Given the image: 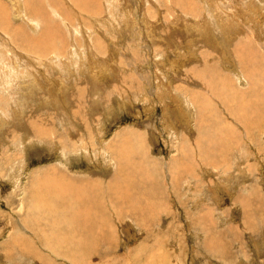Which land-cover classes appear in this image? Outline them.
I'll return each instance as SVG.
<instances>
[{"label":"rangeland","instance_id":"374dc122","mask_svg":"<svg viewBox=\"0 0 264 264\" xmlns=\"http://www.w3.org/2000/svg\"><path fill=\"white\" fill-rule=\"evenodd\" d=\"M17 1L0 0V264H264V0Z\"/></svg>","mask_w":264,"mask_h":264},{"label":"bare ground","instance_id":"6f19581e","mask_svg":"<svg viewBox=\"0 0 264 264\" xmlns=\"http://www.w3.org/2000/svg\"><path fill=\"white\" fill-rule=\"evenodd\" d=\"M2 1H3V0H2ZM22 1H23V0H22ZM55 1H58V0H54V2H55ZM70 1H71V3H73V4L75 3V6H77V7L79 8V10L82 11V10H84L86 7L89 6L88 2H89V1H92V0H85L86 2H80L79 0H70ZM208 1H209V0H208ZM208 1H207V2H208ZM14 2H15V1H14ZM54 2H53V3H54ZM58 2H59V1H58ZM60 2H61V1H60ZM107 2H111V1L108 0ZM107 2H105V3L107 4ZM145 2H146V1H145ZM150 2H151V1H150ZM152 2H153V1H152ZM245 2H246V1H245ZM248 2H249V1H248ZM0 3H1V2H0ZM93 3H94V2H93ZM93 3H92V4H93ZM105 3H104V4H105ZM115 3H116V2H115ZM127 3H128V2H127ZM9 4H10V0H9ZM95 4H96V3H95ZM113 4H114V3H113ZM118 4H119V2H118ZM128 4H129V3H128ZM208 4H211V3H208ZM16 5H17V8H19V2H18L17 0H16ZM102 5H103V4H102ZM110 5H111V4H110ZM145 5H146V4H145ZM204 5H206V4H204ZM38 6H39V5H38ZM106 6H108V5H106ZM114 6H115V5H114ZM118 6H119V5H118ZM207 6H210V5H207ZM250 6H251V5H250ZM256 6H257V4H256ZM62 7H63V6H62ZM96 7H97V4H96ZM108 7H109V6H108ZM112 7H113V6H112ZM119 7H120V6H119ZM213 7H214V6H213ZM248 7H249V6H248ZM248 7H246V8H248ZM8 8H9V7H8ZM103 8H104V6H103ZM109 8L112 9L111 7H109ZM136 8H137V7H136ZM22 9H23V8H22ZM39 9H41V8H39ZM94 9H95V7H94ZM99 9H100V8H99ZM211 9H212V8H211ZM10 10H11V9H10ZM18 10H19V9H18ZM115 10H117V9H115ZM250 10H252V9H250ZM0 11H1V9H0ZM21 11H23V10H21ZM38 11H40V10H38ZM101 11H102V10H101ZM121 11H122V10H121ZM139 11H140V10H139ZM139 11H138V12H139ZM210 11H211V10H210ZM213 11H215V9H214ZM216 11H217V10H216ZM60 12H61V11H60ZM102 12H103V11H102ZM107 12H108V11H107ZM110 12H111V11H109L108 13H110ZM112 12H113V11H112ZM112 12H111V14H112ZM205 12H206V11H205ZM252 12H253V11H252ZM257 12H258V9L256 8V11L253 12V13H257ZM260 12H261V11H260ZM0 13H1V12H0ZM43 13H44V12H43ZM91 13H92V12H91ZM108 13H107V14H108ZM113 13H114V12H113ZM117 13H119V12H117ZM123 13H124V12H123ZM125 13H126V12H125ZM213 13H215V15H217L216 12H212V13H211V16H212ZM3 14H4V13H3ZM5 14H6V13H5ZM7 14H8V12H7ZM7 14H6V15H7ZM95 14H96V13H94V16H95ZM119 14H120V13H119ZM130 14H131V12H130ZM130 14H129V16H130ZM138 14H139V13H138ZM141 14H142V13H141ZM148 14H149V13H148ZM150 14H151V13H150ZM152 14H153V12H152ZM248 14H252V13L250 12V13H248ZM10 15H11V14H10ZM17 15H18V14H17ZM31 15H32V14H31ZM117 15H118V14H117ZM120 15H121V14H120ZM120 15H118V16L120 17ZM122 15H124V14H122ZM36 16H38V15H36ZM48 16H49V15H48ZM132 16H133V15H132ZM132 16H131V17H132ZM151 16H152V15H151ZM161 16H162V15H161ZM169 16H170V15H169ZM174 16H175V15H174ZM262 16H263V15H261V14H257V17H261L260 19H262ZM89 17H90V16H89ZM96 17H97V16H96ZM121 17H123V16H121ZM124 17H126V16H124ZM147 17H148V16H147ZM213 17H216V16H213ZM10 18H11V17H10ZM12 18H13V17H12ZM92 18H93V17H92ZM100 18H101V17H100ZM113 18H114V16H113ZM150 18H151V17H150ZM165 18H166V17H165ZM171 18H173V17L171 16ZM205 18H206V17H205ZM205 18H204V19H205ZM3 19H4V18H3ZM84 19H85V18H84ZM94 19H95V18H94ZM102 19H103V18H102ZM102 19H101V20H102ZM121 19H122V18H120V20H121ZM124 19H125V18H124ZM154 19H155V18H154ZM162 19H163V18H162ZM173 19H174V18H173ZM212 19H213V18H212ZM0 20H1V18H0ZM4 20H5V19H4ZM15 20H16V19H15ZM86 20H87V19H86ZM168 20H169V19H168ZM170 20H171V19H170ZM174 20H175V19H174ZM178 20H179V18H178ZM181 20H182V19H181ZM205 20H206V19H205ZM114 21H115V20H114ZM116 21H118V19H117ZM125 21H126V20H125ZM134 21H136V20H134ZM171 21H173V20H171ZM171 21H170V22H171ZM188 21H189V23H190V20H188ZM217 21H218V20H217ZM225 21H226V20H225ZM259 21H260V20H259ZM3 22H4V21H3ZM6 22H7V21H6ZM11 22H12V19H11ZM112 22H113V21H112ZM167 22H168V21H167ZM12 23H13V22H12ZM85 23H86V22H85ZM89 23H90V22H89ZM89 23H88V24H89ZM110 23H111V20H110ZM157 23H158V22H157ZM191 23H193V22H191ZM224 23H225V22H224ZM252 23H253V22H252ZM34 24H35V23H34ZM80 24H81V23H80ZM161 24H162V23H161ZM185 24H186V23H185ZM226 24H227V23H226ZM228 24H229V22H228ZM35 25H36V24H35ZM72 25H73V24H72ZM84 25H85V24H84ZM86 25H87V23H86ZM86 25H85L84 27H86ZM93 25H94V24H93ZM131 25H132V24H131ZM134 25H135V23H134ZM153 25H154V24H153ZM173 25H174V24H173ZM176 25H178V24H176ZM188 25H189V24L187 23V26H188ZM193 25L195 26V24H191V26H193ZM196 25H197V24H196ZM224 25H225V24H224ZM232 25H233V24H232ZM25 26H26V25H25ZM28 26H29V25H28ZM53 26H54V25H53ZM132 26H133V25H132ZM194 26H193V27H194ZM206 26H207V25H206ZM256 26H258V25H256ZM12 27H13V26H12ZM55 27H56V26H55ZM55 27H54V28H55ZM165 27H166V26H165ZM172 27L175 28V26H172ZM177 27H178V26H177ZM199 27L201 28V26H199ZM8 28H9V27H8ZM48 28H49V27H48ZM54 28H53V29H54ZM87 28H89V27H87ZM108 28H109V27H108ZM132 28H133V27H132ZM166 28H167V27H166ZM195 28H197V27H195ZM202 28H203V26H202ZM5 29H6V28H5ZM17 29H18V28H17ZM152 29H153V28H152ZM176 29H177V28H176ZM11 30H16V29H11ZM67 30H69V29H67ZM119 30H120V29H119ZM144 30H145V29H144ZM172 30H173V29H171V31H172ZM190 30H191V29H190ZM18 31H20V30H18ZM32 31H33V29H32ZM82 31H83V30H82ZM89 31H91V30H89ZM149 31H150V30H149ZM152 31H153V30H152ZM169 31H170V30H169ZM188 31H189V30H188ZM198 31H199V30H198V28H197V29L195 30V32H198ZM84 32H85V31H84ZM84 32H82V33H84ZM110 32H111V31H110ZM180 32H181V31H180ZM192 32H193V30H192ZM195 32H194V33H195ZM199 32H200V31H199ZM202 32H203V31H202ZM7 33H8V32H7ZM13 33H14V32H13ZM20 33H21V32H20ZM51 33H52V31H51ZM85 33H86V32H85ZM88 33H89V32H88ZM113 33H115V32H113ZM117 33H118V32H117ZM157 33H158V32H157ZM203 33H204V32H203ZM208 33H210V32H208ZM52 34H53V33H52ZM90 34H91V32H90ZM149 34H150V33H149ZM151 34H153V33H151ZM190 34H193V33H190ZM201 34H202V33H201ZM201 34L198 33V35H201ZM77 35H78V34H77ZM122 35H123V34H122ZM131 35H132V34H131ZM147 35H148V33H147ZM170 35H171V34H170ZM170 35H169V36H170ZM174 35H176V34H174ZM179 35H180V34H179ZM182 35H184V34H182ZM187 35H188V34H187ZM198 35H197V36H198ZM51 36L53 37V35H51ZM83 36H84V34H83ZM86 36H87V34H86ZM119 36H121V35L119 34ZM156 36H157V35H156ZM167 36H168V33H167ZM172 36H173V35H172ZM0 37H1V36H0ZM24 37H25V36H24ZM153 37H154V36H153ZM184 37H185V36H184ZM199 37H200V36H199ZM202 37H203V35H202ZM5 38H6V37H5ZM21 38H22V37H21ZM48 38H50V37H48ZM114 38H115V37H114ZM129 38H130V37H129ZM147 38H148V37H147ZM3 39H4V38H3ZM93 39H94V38H93ZM118 39H119V38H118ZM121 39H122V38H121ZM155 39H156V38H155ZM170 39H171V37H170ZM172 39H173V38H172ZM191 39H192V37H191ZM1 40H2V39H0V41H1ZM37 40H38V39H37ZM37 40H36V41H37ZM42 40H43V39H42ZM42 40H41V41H42ZM49 40L51 41V39H49ZM49 40H46V41H49ZM84 40H85V39H84ZM160 40H161V39H160ZM188 40H189V39H188ZM195 40H196V39H194L193 41H195ZM2 41H8V40H2ZM46 41H45L46 44L50 42V41H49V42H46ZM63 41H64V40H63ZM89 41H90V40H89ZM155 41H157V40H155ZM164 41H165V40H164ZM169 41H170V40H169ZM189 41H191V40H189ZM34 42H35V41H34ZM34 42H33V43H34ZM55 42H56V41H55ZM78 42H79V41H78ZM82 42H83V40H82ZM102 42H103V41H102ZM36 43L38 44V42H36ZM41 43H42V42H41ZM57 43H58V42H57ZM60 43H61V42H60ZM63 43H64V42H62V44H63ZM161 43H162V42H161ZM7 44H9V43L7 42ZM37 44H35V45H37ZM43 44H44V43H42V45H43ZM46 44H45V45H46ZM75 44H76V43H75ZM152 44H153V43H152ZM154 44H155V43H154ZM157 44H159V43H157ZM188 44H189V43H188ZM191 44H192V43H191ZM42 45H41V46H42ZM45 45H43V46H45ZM63 45H65V44H63ZM174 45H175V44H174ZM185 45H186V44H185ZM3 46H4V45H3ZM3 46H2V47H3ZM8 46H9V45H8ZM33 46H34V45H33ZM154 46H155V45H154ZM156 46H157V45H156ZM164 46H165V45H164ZM175 46H176V45H175ZM87 47H88V46H87ZM158 47H159V46H158ZM179 47H180V46H179ZM185 47H187V46H185ZM188 47H189V46H188ZM188 47H187V48H188ZM226 47H227V46H226ZM3 48H4V47H3ZM3 48H0V49H3ZM9 48H10V47H9ZM38 48H39V47H38ZM88 48H90V47H88ZM88 48H87V49H88ZM223 48H224V47H223ZM13 49H14V48H13ZM45 49H46V48H45ZM84 49H86V48H84ZM159 49H160V47H159ZM191 49H192V48H191ZM195 49H196V48H195ZM7 50H8V49H7ZM40 50H41V48H40ZM46 50H47V49H46ZM156 50H157V49H156ZM173 50H174V49H173ZM4 51H5V50H4ZM10 51H12V50L10 49ZM10 51H9V53L12 54ZM27 51H28V49H27ZM47 51H48V50H47ZM47 51H46V52H47ZM50 51H52V49H50ZM50 51H49V52H50ZM90 51H91V50H90ZM171 51H172V50H171ZM13 52H14V51H13ZM36 52H37V51H36ZM36 52H35V53H36ZM86 52H87V51H86ZM91 52H92V51H91ZM241 52H242V51H241ZM5 53H7V54L9 55L8 52H4V54H5ZM220 53H221V52H220ZM1 54H3L2 51H1ZM7 54H5L6 56H5V55H2V56H1V57H3L2 59H4L5 57H9ZM109 54H110V53H109ZM164 54H165V53H164ZM237 54H239V53H237ZM13 55H14V54H13ZM20 55H21V54H20ZM113 55H114V54H113ZM165 55H166V54H165ZM187 55H188V53H187ZM190 55H192V54H190ZM225 55H227V54H225ZM225 55H224V56H225ZM240 55H241V54H240ZM11 56H12V55H11ZM11 56L9 57L10 60H11ZM172 56H173V55H172ZM178 56H179V54H178ZM178 56H176V57H178ZM181 56L183 57V56H185V55H182V54H181ZM181 56H180V57H181ZM188 56H189V55H188ZM229 56H230V55H229ZM12 57H13V56H12ZM66 57H67V56H66ZM133 57H134V56H133ZM191 57H192V56H191ZM191 57H190V58H191ZM198 57H199V56H198ZM237 57H238V56H237ZM14 58L16 59V57H14ZM50 58H51V57H50ZM53 58H54V57H53ZM113 58H114V57H113ZM116 58H117V57H116ZM239 58H240V57H238V59H239ZM7 59H8V58H7ZM23 59H24V58H23ZM23 59H21V60H23ZM28 59H29V58H28ZM57 59H58V57H57ZM65 59H66V58H65ZM169 59H170V57H169ZM180 59H181V58H180ZM187 59H188V58H187ZM193 59H196V58H193ZM228 59H230V57H228ZM16 60H18V59H16ZM33 60H35V59L32 58V62H31V64L34 62ZM46 60H49V59H46ZM54 60H55V59H54ZM98 60H99V59H98ZM111 60H112V57H111ZM175 60H176V59H175ZM182 60L185 61V60H186L185 57H184V59H181V61L178 60V62H182ZM234 60H235V59H234ZM36 61H39V60H36ZM36 61H35V62H36ZM49 61L53 62L52 59L49 60ZM58 61H59V60H58ZM99 61H101V60H99ZM102 61H104V60H102ZM113 61H114V60H113ZM115 61H117V60H115ZM166 61H167V60H166ZM187 61H188V60H187ZM189 61H190V60H189ZM194 61H195V60H194ZM196 61H197V60H196ZM231 61H232V60H231ZM10 62H11V61H10ZM20 62H21V61H20ZM55 62H56V61H55ZM106 62H107V61H106ZM111 62H112V61H111ZM169 62H170V61H169ZM171 62H172V61H171ZM171 62H170V63H171ZM198 62H199V61H198ZM238 62H239V61H238ZM15 63H16V62H15ZM21 63H24V62H21ZM36 63H40V65H42V64H41V60H40V62H36ZM42 63H44V61H43ZM58 63H59V62H58ZM70 63H71V62H70ZM103 63H104V62H103ZM112 63H113V62H112ZM170 63H169V64H170ZM199 63H200V62H199ZM239 63L241 64V62H239ZM5 64H9V63H7V61H5ZM10 64H11V63H10ZM10 64H9V66H10ZM12 64H13V63H12ZM12 64H11V65H12ZM19 64H20V63H19ZM64 64H65V63H64ZM64 64H61V66H64L63 68H66L65 66H66L67 64H66V65H64ZM114 64H115V63H114ZM160 64H161V63H160ZM165 64H166V63H165ZM183 64H184V63H183ZM186 64H187V62H186ZM240 64H237V65L234 64V65H236L235 67H237V66L239 67ZM2 65H3V64H2ZM29 65H30V64H29ZM44 65H45V64H44ZM173 65H176V64L174 63ZM177 65H178V64H177ZM226 65H227V64H226ZM36 66H38V65H36ZM42 66H43V65H42ZM47 66H49V65H47ZM56 66H57V65H55V67H56ZM67 66H68V65H67ZM90 66H91V65H90ZM96 66H97V65H96ZM3 67H6V66L3 65ZM7 67H8V66H7ZM10 67H11V66H10ZM17 67H19V66H17ZM17 67H16V68H17ZM38 67H41V66H38ZM49 67H50V66H49ZM55 67H51V68H52L53 70H56ZM57 67H58V66H57ZM57 67H56V68H57ZM71 67H72V66H71ZM98 67H99V66H98ZM106 67H107V65H106ZM173 67H174V66H172V67H170V68H173ZM183 67H184V66H183ZM231 67H232V66H231ZM231 67H230V68H231ZM238 67H237V70H240ZM13 68L15 69V67H13ZM33 68H34V67H33ZM35 68H36V67H35ZM35 68H34V69H35ZM41 68H42V67H41ZM43 68H44V66H43ZM47 68H48V67H47ZM59 68H62V67H59ZM63 68L60 69L61 71H59V72H62V73H63V71H64ZM67 68H69V67H67ZM103 68H104V66H103ZM107 68H108V67H107ZM107 68H106V69H103V70H108V71H109V69H107ZM165 68H166V67H165ZM6 69H7V68H6ZM48 69H49V68H48ZM48 69H47V70H48ZM52 69H51V70H52ZM86 69H87V68H86ZM173 69H174V68H173ZM2 70H3V69H2ZM7 70H8V69H7ZM9 70H11V69H9ZM17 70H18V69H17ZM19 70H20V69H19ZM43 70H44V69H43ZM53 70H52V71H53ZM62 70H63V71H62ZM90 70H91V69H90ZM93 70H94V69H93ZM103 70H101V71H103ZM235 70H236V68H235ZM108 71H106V73H109ZM165 71H166V70H165ZM221 71H222V70H221ZM6 72H7V71H6ZM12 72H13V71H11V72H9V73H12ZM14 72H15V71H14ZM24 72H27V71H24ZM24 72H23V70H22V73H24ZM57 72H58V71H57ZM59 72H58V73H59ZM65 72H66V71H65ZM97 72H100V70H98ZM121 72H122V71H121ZM224 72H225V71H224ZM228 72H229V71H228ZM228 72H227V73H228ZM237 72H239V71H237ZM15 73H16V72H15ZM22 73H21V74H22ZM58 73H57V74H58ZM62 73H61V74H62ZM69 73H70V72H69ZM95 73H96V72H95ZM115 73H116V72H115ZM204 73H205V72H204ZM229 73H230V72H229ZM2 74H4V73L2 72ZM36 74H37V73H36ZM57 74H56V75H57ZM65 74H66V73H65ZM70 74H71V73H70ZM70 74H69V75H70ZM27 75H28V74H27ZM32 75H33V74H32ZM91 75H92V74H91ZM103 75H104V74H100V75H98V74L96 73V74H94L93 78H95V79H97L98 77H99V78H102ZM205 75H206V73H205ZM221 75H222V74H221ZM224 75H225V74H224ZM240 75H241V74H240ZM2 76H3V75H2ZM24 76H26L25 73H24ZM71 76H74V75L71 74ZM71 76H70V77H71ZM75 76H76V75H75ZM83 76H84V75H83ZM114 76H115V75H114ZM181 76H182V74H181ZM225 76H226V75H225ZM26 77H27V76H26ZM26 77H25V78H26ZM35 77H36V75H35ZM40 77H41V76H40ZM70 77H69V78H70ZM81 77H82V76H81ZM110 77H111V76H110ZM163 77H165V76H163ZM178 77H179V76H178ZM246 77H247V76H246ZM28 78H31V77H28ZM28 78H27V79H28ZM42 78H43V77H42ZM42 78H41V79H42ZM73 78H74V77H71V79H73ZM90 78H91V77H90ZM179 78H180V77H179ZM198 78H199V77H198ZM247 78H248V77H247ZM247 78H244V79H247ZM0 79H1V78H0ZM2 79H3V77H2ZM10 79H12V78H10ZM14 79H15V78H14ZM37 79H38V78H37ZM59 79H60V78H59ZM126 79H127V78H126ZM182 79H183V78H182ZM227 79H229V77H227ZM244 79L242 80V82H244ZM25 80H26V79H25ZM38 80H39V79H38ZM67 80H68V79H67ZM84 80H85V79H84ZM90 80H92V79H90ZM196 80H197V79H196ZM229 80H230V79H229ZM11 81H13V79H12ZM55 81H56V80H55ZM69 81H70V79H69ZM192 81H193V80H192ZM51 82H52V81H51ZM66 82H67V84H65V88L68 87V86H66V85H68V83H69L68 81H66ZM66 82L63 81L62 83H66ZM70 82H72V81H70ZM97 82H98V81H97ZM97 82H94V83L97 84ZM136 82H137V81H136ZM230 82H231V81H230ZM33 83H35V82H33ZM36 83H37V82H36ZM36 83H35V85H32V84H31V85L33 86V87L31 88L32 90H33V89L36 90V89H35V88H36ZM245 83H246V82H245ZM37 84H38V83H37ZM40 84H41V82H40ZM44 84H45V81H44ZM50 84H51V83H50ZM188 84H189V83H188ZM206 84H207V83H206ZM38 85H39V84H38ZM38 85H37V88H39V87L41 86V85H40V86H38ZM51 85H54V84H51ZM193 85H194V84H193ZM228 85H229V84H228ZM26 86H27V85H26ZM34 86H35V87H34ZM42 86H43V85H42ZM49 86H50V85H49ZM49 86H47V87H49ZM55 86H56V85H55ZM60 86L62 87V84H61ZM70 86H71V85H70ZM74 86H75V85H74ZM173 86H174V84H173ZM186 86H187V85H186ZM27 87H28V86H27ZM222 87H223V86H222ZM43 88H44V87H43ZM45 88H46V86H45ZM45 88H44V90H45ZM51 88H52V87H51ZM51 88H50V90H51ZM54 88H55V87H54ZM63 88H64V86H63ZM77 88H78V87H77ZM234 88H235V87H234ZM40 89H41V87H40ZM204 89H205V88H204ZM12 90H13V89H12ZM29 90H30V89H29ZM32 90H31V91H32ZM54 90H55V89H54ZM64 90H65V89H64ZM168 90H169V88H168ZM198 90H200V89H198ZM41 91H43V90H41ZM45 91H46V90H45ZM61 91H62V90H61ZM174 91H175V89H174ZM200 91H201V90H200ZM47 92H49V90H48ZM53 92H55V91H51V93H47V95H48V96H47L48 98L46 97L47 100H49V99H50L49 97H51V96L54 94ZM62 92H63V91H62ZM62 92L60 93L61 96H62V94H64V93H62ZM263 92H264V91H263ZM12 93H14V92H12ZM12 93H11V95H12ZM52 93H53V94H52ZM56 93H57V91H56ZM167 93H168V92H167ZM169 93H170V92H169ZM24 94L27 95V93L24 92V93H23V96H24ZM31 94H33V93L31 92ZM37 94H39V93L37 92ZM49 94H52V95L49 96ZM65 94H66V93H65ZM170 94H171V93H170ZM21 95H22V93L19 94V97H20ZM33 95H34V94H33ZM33 95H31L30 97H32ZM43 95L45 96L46 94H43ZM55 96H56V94H55ZM61 96H60V98L63 97V96H62V97H61ZM118 96H121V95H118ZM16 97H17V96H16ZM19 97H17V98L19 99ZM263 97H264V96H263ZM26 98H27V97H26ZM53 98L55 99V98H57V96H56V97L53 96ZM117 98H118V97H117ZM173 98H174V97H173ZM28 99H30V98H28ZM51 99H52V98H51ZM54 99H53V100H54ZM57 99H58V98H57ZM252 100H253V99H252ZM54 101H55V100H54ZM58 101H59V100H58ZM58 101H57V102H58ZM61 101H62V100H61ZM176 101H177V100H176ZM192 101H193V100H192ZM15 102H16V100H15ZM25 102H26V101H25ZM173 102H174V101H173ZM177 102L180 103V101H177ZM200 102H201V101H200ZM259 102H260V101H259ZM26 103H27V102H26ZM46 103H48V102H46ZM23 104L25 105V103H23ZM57 104H61V103L59 102V103H57ZM62 104H65V103H62ZM67 105H68V104H67ZM58 106H59V105H58ZM63 106H64V105H63ZM179 106H180V105H179ZM59 107H60V106H59ZM200 107H201V106H200ZM10 108H11V107H10ZM24 108H25V107H24ZM24 108H23V110H24ZM184 108H185V107H184ZM179 109H180V108H179ZM181 109H182V108H181ZM185 110H186V108H185ZM18 111H19V110H18ZM173 111H174V110H173ZM182 111H183V110H182ZM11 112H12V111H11ZM14 112H16V111H14ZM242 112H243V111H242ZM26 113H27V112H25V114H26ZM240 113H241V112H240ZM11 114H12V113H11ZM21 114H23V111H21ZM182 114H183V112H182ZM183 115L185 116V114H183ZM18 117H19V116H18ZM165 117H166V116H165ZM182 117H183V116H182ZM0 118L2 119V117H0ZM1 119H0V120H1ZM16 119H17V118H16ZM21 119H22V118H21ZM2 120H3V119H2ZM2 120L0 121V123L4 121V120H3V121H2ZM14 120H15V119H14ZM185 120H186V119H185ZM5 121H6V120H5ZM167 121H168V120H167ZM187 121H188V120H187ZM187 121H186V122H187ZM15 122H16V121H15ZM186 122H185V123H186ZM6 123H7V122H6ZM1 124H2V123H1ZM2 125H3V124H2ZM2 125H1L0 127H1V128H4V126L2 127ZM19 125H20V122H19ZM165 127H166V126H165ZM171 128H173V127H171ZM174 129H175V128H174ZM1 130H2V129H1ZM105 147H106V146H105ZM111 156H112V155H111ZM65 161H66V160H65ZM109 165H110V164H109ZM19 175H20V174H19ZM12 177H13V176H12ZM12 177H11V178H12ZM18 177H19V176H18ZM141 186H142V185H141ZM15 189H16V188H15ZM158 189H159V188H158ZM17 192H18V191H17ZM148 193H149V192H148ZM55 194H56V193H55ZM55 194H54V195H55ZM44 196H45V195H44ZM50 196H51V195H50ZM145 196H146V195H145ZM41 197H42V196H41ZM45 197H46V196H45ZM55 197H56V196H55ZM36 198H37V197H36ZM64 199H65V198H64ZM34 201H35V200H34ZM39 201H40V200H39ZM43 201H44V200H43ZM129 201H130V200H129ZM45 202H46V201H45ZM46 203H47V202H46ZM48 203H49V202H48ZM34 204H35V203H34ZM44 204H45V203H44ZM152 204H153V202H152ZM48 205H50V204H48ZM71 205H73V204H71ZM39 207H40V206H39ZM41 207H43V206H41ZM43 208H44V207H43ZM51 208H53V207H51ZM51 208H50V210H51ZM55 208H56V207H55ZM34 209H35V207H34ZM35 210H36V209H35ZM38 210H39V209H38ZM47 210H48V209H47ZM40 211H41V210H40ZM43 211L45 212L46 210H43ZM52 211H53V210H52ZM86 211H87V210H86ZM142 211H143V210H142ZM38 213H39V212H38ZM51 213H53V212H51ZM139 213H140V212H139ZM42 214H44V213L42 212ZM49 214H50V212H49ZM51 215H52V214H51ZM37 216H38V215H37ZM49 217H50V216H49ZM55 221H57V220H55ZM36 224H37V223H36ZM46 225H47V224H46ZM34 227H35V226H34ZM43 227H44V226H43ZM43 227H42V228H43ZM35 228H36V227H35ZM38 228H40V227H38ZM45 228H46V227H45ZM43 230H44V228H43ZM41 231H42V230H41ZM41 231H40V232H41ZM61 231H62V230H61ZM37 232H38V231H37ZM40 232H39V233H40ZM75 233H76V232H75ZM41 234H43V233H41ZM72 234H73V233H72ZM29 235H30V234H29ZM47 235H48V234H47ZM63 235H64V234H63ZM18 237H21V238H22L23 243L26 245L25 248H27L28 250H32V251L34 252V254H35L34 249H33V248L30 246V244H29L30 241H29L27 238L23 237L21 234H19ZM37 237H38V236H37ZM40 237H41V236H40ZM69 237H71V236H69ZM42 238H44V237H41V238H39V239L36 238V239H38V241H39L41 244H44L45 246L48 245V244H46V240H43ZM48 238H49V237H48ZM64 238H65V237H64ZM14 239H15V237H13V239H11V240H14ZM17 239H18V238H17ZM40 239H42V241H41ZM51 241H54V240L51 239V238H49V239H48V243H50ZM7 243H8V242H7ZM30 243H31V242H30ZM33 244H34V242H33ZM79 244H80V243H79ZM25 245H24V246H25ZM15 246H16V245H15ZM67 246H70V240L67 241L66 245H63V248L65 247L67 253L70 252L69 255H71V252H72V251H71V249H70L69 247H67ZM73 247H74V246H73ZM81 247H82V246H81ZM32 251H31V252H32ZM64 252H65V251H64ZM40 253H41V252H40ZM62 253H63V252H62ZM26 254H29V253H26ZM38 254H39V253H38ZM38 254H37V257L39 258V255H38ZM41 254H42V253H41ZM30 255H31V254H30ZM42 255H43V254H42ZM73 255H74V254H73ZM24 256H25V255H24ZM35 256H36V255H35ZM26 257H27V256H26ZM28 257H29V255H28ZM42 257H43V256H42ZM42 257H40L39 260L42 259ZM15 263H16V262H15ZM43 264H44V263H43ZM45 264H46V263H45Z\"/></svg>","mask_w":264,"mask_h":264}]
</instances>
